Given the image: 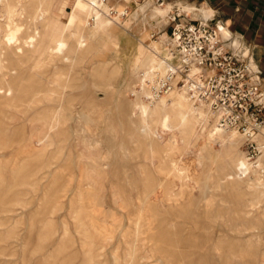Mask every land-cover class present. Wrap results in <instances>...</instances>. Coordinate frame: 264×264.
Returning a JSON list of instances; mask_svg holds the SVG:
<instances>
[{
	"label": "bare ground",
	"instance_id": "obj_1",
	"mask_svg": "<svg viewBox=\"0 0 264 264\" xmlns=\"http://www.w3.org/2000/svg\"><path fill=\"white\" fill-rule=\"evenodd\" d=\"M151 3L149 15L141 14L143 22L155 19L158 24H166L170 5ZM190 10V7H184V11ZM200 11L205 16L211 13L209 8H201ZM138 14L139 11L126 13L123 5L112 6L107 0H0V184L4 182L7 172H27L25 164L31 158L41 163L39 171L50 183L63 176L64 161L72 162L78 173L69 175L62 187L70 190L74 196L71 216L76 221V231L84 253L80 264H101L103 259L99 256L102 249L115 232H118L119 241L111 249L112 264H142L145 260L147 264H159L160 251L166 258L172 255L184 258L190 253H198L197 261L185 264H217L213 262L217 247L209 250L210 247L197 241L195 235L189 244L188 236L172 232L166 226L153 232V221L163 220L164 217H154L152 211L172 208L182 199L187 204L195 205L191 192L194 187L202 188L203 197L209 198V201L217 197L223 200L214 190L229 185L239 190L229 203L235 205V211L248 218L264 200V150L255 160H250L238 148L244 138L242 132L222 122L220 110L214 111L205 102L189 96L180 83L181 76L173 75L175 52L169 35L159 34L157 38H152L151 34L144 32L138 37L135 54L132 53L135 55L132 60L133 86L138 87L131 89L135 98L131 101L121 100L115 106V112L125 116L129 126L133 125L129 128V140L141 142L128 143L124 147L129 157L142 159L138 169L141 177L138 181H128L130 187L137 189L135 197L129 198L137 211L134 217H127L132 221L129 228L123 230L119 223H115L109 230L98 223L100 211L94 198L98 193L95 191L98 188L97 176L92 167L81 166L84 158L93 157L92 154L96 152L94 147H90L93 145L90 142L92 137L87 136L88 143H75L79 152L77 156L75 154L73 157L67 151L69 143L79 138L78 134L71 136V132L87 133L86 130L98 121L99 98L95 89L98 82L92 75L97 76L99 69H105L109 60L106 59L107 62L102 65L97 64L102 56L98 51H92L93 41L99 40V50L102 52L107 49L106 43L118 46L123 17L134 23ZM83 52H89L90 63L81 66L87 74L86 78L77 79L75 63L83 58ZM169 76L172 77L164 93H158L157 89ZM16 132L20 133L19 139L14 138ZM256 139L264 143V135H257ZM20 141H30L35 148L23 149L13 159L4 158L2 149ZM212 143H220L221 151L214 150ZM186 154L193 156L192 167L190 163L183 162ZM220 154L228 156L229 162L222 167V175L214 177L212 170L217 168L213 162ZM11 179L13 181L8 189L0 191V212L2 205L26 202L21 198L3 199V196L11 197L20 186L28 183L24 176ZM113 195L114 201L121 205L123 199L120 194L114 190ZM41 212L38 210L35 214L40 215ZM43 227L45 230L39 234L37 246L30 254L40 252L41 245L53 233L50 222L44 223ZM253 227V224H245L238 230L240 233L248 232L233 237L244 240H237L225 247L226 261L221 264H230V259L235 255L242 257L251 251L261 253L257 262L264 264V250H259L258 246L252 247ZM2 231L5 234L0 240L15 236L14 227ZM156 236L158 239H176V246L185 243L191 249L182 250L179 247L177 251L167 254L169 247L161 246L157 238L152 241ZM68 248L63 242L58 252ZM54 255L48 257L47 264H56ZM71 262L70 258L66 264ZM19 264H29V257H23ZM239 264L247 263L243 260Z\"/></svg>",
	"mask_w": 264,
	"mask_h": 264
},
{
	"label": "rangeland",
	"instance_id": "obj_2",
	"mask_svg": "<svg viewBox=\"0 0 264 264\" xmlns=\"http://www.w3.org/2000/svg\"><path fill=\"white\" fill-rule=\"evenodd\" d=\"M123 20L124 21L119 29L118 46L115 47L111 43H106L107 49L102 52L99 50V40L93 41L92 51H98V53L102 56L97 61V64L102 65L106 63V59L110 61H108L105 69H99L97 76L94 74L92 75V77L96 78L98 82V86L95 88L99 98V108L97 114L98 121L95 125L91 126L90 129L86 130L87 133L84 131L71 132V136L78 134L79 138L69 143V148L67 150L73 157L75 154L77 156L79 152L75 143H88L87 136L92 137L90 142L93 145H90V147H94L96 152L92 154L93 157L84 158L81 162V166L85 168L92 167V169H94V173L97 176L96 184L98 187L95 190L98 193L94 198L96 200V207L100 211L97 220L99 224L109 230L113 228L115 223H119L121 226L120 228L123 230L129 228V225L132 224V221H130L127 217H134L137 214V211L134 209V204L129 201V198L135 197L137 189L130 187L128 181H138V178L141 177L138 169L140 164H142V159L140 157L136 156L131 158L124 150V147H127L128 143H130V145H132V143H141L129 140V128L133 125L131 124L129 126V123L125 120V116L115 112L116 104L121 100H133L135 98V93L131 91V89H133V87L134 89L138 88L137 86H133L134 74L132 70V60H134L135 47L139 37L138 31L141 25L136 23L132 25V22L126 21L124 17ZM131 25L132 27L129 32L126 31ZM147 30L152 33V38H157L159 36V33L149 26H147ZM132 53L134 54L132 55ZM82 55L83 58L75 63L76 66L74 69L77 79L86 78L87 74L83 71L81 66L84 63H90L88 60L89 52H83ZM107 82L108 85L106 84ZM131 93L133 95H131ZM129 111L130 108L128 105L127 112ZM261 135H264V132L260 133L258 136ZM19 137L20 133L16 132L14 138L19 139ZM85 138L86 140H84ZM252 144L256 149V154L254 156L248 152L249 143H245L244 138L242 142L238 144V148L250 160H255L263 153L264 143L261 144L257 142V139L255 138V143ZM33 146L34 143H31L30 141H20L12 143L11 146L2 149V152L4 153V158L13 159L21 150H30L35 148V146ZM212 146L217 152L222 149L220 143H212ZM192 160L193 156L191 154L183 156V162L187 164L190 163L189 165L191 167ZM228 162V156L224 154L218 155L213 162V165L217 168V170H212L213 176L217 177L218 175H222L224 172L222 167L227 165ZM25 165V168L28 169L27 172H7L3 178L4 182H1L0 184V191L4 192L10 186L13 181L11 178H14V176H24L28 181L26 185L20 186V188L15 191V194L11 195V197L3 196V199L5 200H9L11 198H21L26 200V202L24 204L14 203L11 206H8L7 204L2 205L3 209L0 212V237L5 234V231L2 230L10 227L15 228V236L0 240V264H19L23 257H29V264H47L46 261L48 257L54 254H56V264H66L70 258L72 259L71 264H80L84 257V253L81 250V240L76 231V221L71 216V200L74 196L70 190H65L62 187L63 183H67L69 175H77V167H75L72 162L64 161L63 165L65 166V170L63 171V176L57 179L55 183L50 180L52 182L50 183L47 177L44 176V173L39 171V168L41 167L40 162H37L36 160L33 161L31 158L30 162ZM89 173H91V171H89ZM34 183L36 185L35 187ZM114 190H116L123 199V201H121V205L114 201ZM214 191L218 193L223 200H218L217 197V199L209 201V198L203 197L204 194L202 188L194 187L191 192L196 202L195 205L187 204L184 199H182L172 208L166 207L153 210L152 213L154 217L162 216L164 219H155L153 221L154 227L152 231L156 232L162 226H166L167 229L172 232H178L188 236V243L191 242L193 239L192 236L195 235L197 237V241H202L204 245H207L208 248L210 247L209 250L214 246L217 247L215 249L216 253L214 252L213 262L221 264L226 261V254L224 252L225 247L240 240L243 242L244 240V238L236 239L233 237H237L240 234L244 235V232H248L244 231L240 233L238 230L243 228L245 224H253L255 227L251 229L254 233V236L252 237V247L258 246L259 250H264V200H262L259 205L254 208L248 218H245L239 211H235V205L229 203L231 202L229 200L236 197L239 192L236 187L226 185L224 187L222 186L216 188ZM38 210H42L40 215L35 214ZM119 210H122V212ZM256 214L259 217H257ZM13 216V219H15L14 222L12 219ZM30 218H32V220ZM114 218L120 219L115 220ZM49 222L53 226V233L50 236V239L41 245L40 252L30 254L32 249L37 246L39 234L45 230L43 224ZM66 231L68 233L65 235ZM112 237L113 238L106 243L105 247L102 249V254L99 256L103 259L101 264L113 263L111 262L112 259L110 255L112 247L119 241L118 232H115ZM156 238L158 239V236L154 237L152 241L156 240ZM97 240L98 239H96V241ZM157 241L161 246L165 245L169 247L167 248V254H171L172 251H177L176 248L179 247L182 250H186L189 248L190 244L179 243L178 247L175 245L176 239L172 238H160ZM63 242L67 244L69 248L65 251L58 252V247ZM150 242L151 241H149V243ZM259 245H262L263 249ZM189 249H191V247ZM205 249L206 247L201 248L200 251ZM158 255L161 256V263L159 262V264H185L189 261L198 260V253H190V255H186L184 258L174 255H169L170 257L166 258L162 251L158 252ZM261 256V253H255L254 251H251L249 254L242 257L235 255L230 259V264H239L243 260L247 264H258L257 261L261 258ZM142 264H147V261H143Z\"/></svg>",
	"mask_w": 264,
	"mask_h": 264
},
{
	"label": "built area",
	"instance_id": "obj_3",
	"mask_svg": "<svg viewBox=\"0 0 264 264\" xmlns=\"http://www.w3.org/2000/svg\"><path fill=\"white\" fill-rule=\"evenodd\" d=\"M166 0H155L162 4ZM175 12L169 34L175 52L174 74L189 96L222 112V122L237 128L249 143L248 152L254 156L252 143L264 132V99L256 97V89L249 82L248 65L226 48L223 35L212 23L203 19L184 18ZM167 77L158 93H164Z\"/></svg>",
	"mask_w": 264,
	"mask_h": 264
},
{
	"label": "crops",
	"instance_id": "obj_4",
	"mask_svg": "<svg viewBox=\"0 0 264 264\" xmlns=\"http://www.w3.org/2000/svg\"><path fill=\"white\" fill-rule=\"evenodd\" d=\"M152 1L158 4L155 0ZM152 1L107 0L112 6L123 5L126 13L139 11L140 15L135 16L134 22L141 25L139 36L148 32L147 26L159 34L169 35L175 12L182 14L177 20L191 18L219 21L224 27L223 39L226 48L248 65L249 82L256 89V97L259 100L264 99V0H166L159 4L170 5L169 21L162 25L155 19L143 22L141 18V14L149 15ZM184 7H190L191 10L184 11ZM201 8H209L211 13L205 16L200 11ZM132 25L126 31L129 32Z\"/></svg>",
	"mask_w": 264,
	"mask_h": 264
},
{
	"label": "water",
	"instance_id": "obj_5",
	"mask_svg": "<svg viewBox=\"0 0 264 264\" xmlns=\"http://www.w3.org/2000/svg\"><path fill=\"white\" fill-rule=\"evenodd\" d=\"M209 22H212L219 30H220V32L222 33V35H224L225 33H224V27H223V25L219 22V21H217V20H214V19H212V20H208Z\"/></svg>",
	"mask_w": 264,
	"mask_h": 264
}]
</instances>
